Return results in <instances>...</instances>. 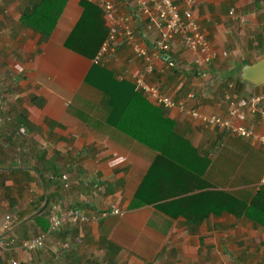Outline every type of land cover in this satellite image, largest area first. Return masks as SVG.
Masks as SVG:
<instances>
[{"label":"crops","instance_id":"1","mask_svg":"<svg viewBox=\"0 0 264 264\" xmlns=\"http://www.w3.org/2000/svg\"><path fill=\"white\" fill-rule=\"evenodd\" d=\"M39 1L0 0V93L8 96L0 122V218L13 217L21 240L46 229L54 204L88 220L82 228L68 224L44 249H11L0 264L85 263L90 254L111 264H222L234 253L252 264L253 251L264 264V227L220 203L226 192L250 205L264 176V146L180 109L140 103L130 91L127 104L121 91V102L109 101L102 68L93 64L106 36L104 15L86 18L85 0H66L60 12L59 4L50 10L58 18L43 36L33 26L39 23L26 19ZM194 13L213 61L197 67L179 44L171 52L176 67L159 58L148 80L208 116L229 117L225 95L232 92L241 113L231 121L264 134V117L250 112L264 85L240 77L245 65L264 58V0H197ZM108 69L116 78L133 76L144 64L122 41ZM115 208L121 213H110Z\"/></svg>","mask_w":264,"mask_h":264},{"label":"built area","instance_id":"2","mask_svg":"<svg viewBox=\"0 0 264 264\" xmlns=\"http://www.w3.org/2000/svg\"><path fill=\"white\" fill-rule=\"evenodd\" d=\"M88 1L103 10L109 28L106 39L93 58L94 65L109 68L110 64L117 59V44L123 41L131 49L134 57L141 60L144 69L133 76L116 73L118 80L130 81L131 79L135 89L142 92L148 100L163 105L167 109H180L193 118L228 130L235 136L256 139L264 146V134L252 127L238 125L231 121V118H236L241 113L232 92L225 95L230 116H208L189 107L185 100L178 101L171 98L159 84L148 80V76L154 73L156 60L159 58L166 61L168 68L176 67L177 61L171 52H174V48L179 44L186 50H191L197 67L209 65L215 58L212 43L194 13L197 0ZM140 27L142 30L139 31ZM235 87L234 83L229 84L230 91ZM189 96L192 97V94ZM7 97L6 94L0 93V122L4 119L2 112L7 107L5 102ZM14 97L17 98L18 95ZM263 99L264 95L251 97V113H260L264 117ZM61 181L65 188L70 187L71 181L68 174H64ZM262 187H264V176L257 183L256 189L260 190ZM110 213L120 214L121 211L115 208ZM110 213L105 210L101 214L108 216ZM87 220L88 217L79 209L63 210L59 204H54L49 211L48 227L37 236L21 240L15 230L17 223L10 214H6L0 218V255L17 246L30 252L44 249L47 239L53 234L62 231L68 224L82 228V224Z\"/></svg>","mask_w":264,"mask_h":264},{"label":"trees","instance_id":"3","mask_svg":"<svg viewBox=\"0 0 264 264\" xmlns=\"http://www.w3.org/2000/svg\"><path fill=\"white\" fill-rule=\"evenodd\" d=\"M65 1L66 0H41L36 4V6L34 8L35 12L32 13L31 15H28L26 17V19H32L35 22L39 23V25L35 24L33 26L36 27L37 30H39L41 32V34L43 33L42 34L43 36H47L53 30L54 25L56 23V19L58 18V14L57 13H51L50 10H53V8H54V10L56 11L57 10V8H56L57 4H59L57 12H60ZM83 4L85 6V12H84L85 16L84 17L88 16V13L93 12V11L98 12V13L100 12L99 15L100 14L102 16L104 15L103 10L98 5L93 4V3L86 1V0H85V2H83ZM45 10L48 11V13L50 14V15H46L49 17L48 19L43 18V17H46V16L42 15V12H44ZM37 14L40 15V17ZM91 15L92 14H90L89 16H91ZM88 17H86V18H88ZM86 18H82L81 23L79 24V26L80 27L82 26L83 29H84L83 24H84V21L86 20ZM104 19H105V17H104ZM101 20H102V18H101ZM102 23H103V20H102ZM104 30H105V33H103V34H105L106 36L102 35L101 41L99 43H97V47L95 49V52L99 48L101 43H103V41L106 39L108 32H109L108 26H107V28L104 27ZM75 34L76 33H73V37ZM78 38H80L79 35H78ZM95 66H96V68H94V70L97 68L98 69L102 68V69H100V72H99L100 73L99 78H100V81L103 82V86H104V87L102 86L103 90L105 92H109V95H107L109 101L119 100L121 102V99L116 95V92H115V91H121L123 94V98H124L123 103L127 104L128 103V100H127L128 95L127 94H129V91H130V92H132L133 96H137L138 98L141 99L140 103L149 104L145 95L142 92L137 91L135 89L134 84L131 81H129V80H122V81L117 80V78L114 76V73L111 70H109L108 68L101 67L98 65H95ZM158 112H160V111H158ZM168 124L170 125V128H171L170 130L172 131V133L175 132L174 121L170 120L168 122ZM130 131L137 133V130H134V129H130ZM128 133L131 134L130 132H128ZM133 136L135 137L137 135H133ZM220 197H221L220 203L226 205V207H223V208H225L227 211H229V212L232 211L236 215H240V214L246 215L251 220H253L255 223L260 224L264 227V187H262L259 191H257V193L253 196V199L250 201V205L245 200L243 201L242 199L238 198L236 195H233L231 193L221 192ZM48 225H49V223H48ZM48 225H47V227H48Z\"/></svg>","mask_w":264,"mask_h":264},{"label":"water","instance_id":"4","mask_svg":"<svg viewBox=\"0 0 264 264\" xmlns=\"http://www.w3.org/2000/svg\"><path fill=\"white\" fill-rule=\"evenodd\" d=\"M240 77L252 85H264V58L245 65L241 70Z\"/></svg>","mask_w":264,"mask_h":264},{"label":"rangeland","instance_id":"5","mask_svg":"<svg viewBox=\"0 0 264 264\" xmlns=\"http://www.w3.org/2000/svg\"><path fill=\"white\" fill-rule=\"evenodd\" d=\"M102 45V44H101ZM253 253V255L256 253L255 251L251 252ZM252 257H248L251 258L250 261L252 262V264H261L259 262L255 263L256 258L258 257V255H254ZM231 256V255H230ZM229 256V257H230ZM233 259L231 261H227L226 263H222V264H241V256L238 259V255L237 254H233ZM87 260L86 262H82L80 260H77V262H75L74 264H111V263H107V258L105 255L100 254V255H95V254H90V255H86ZM244 257V255H242V258ZM247 258V259H248ZM80 259V258H79ZM244 259V258H243ZM247 259H244V261H246ZM258 260V259H257ZM58 264H73L68 262V259H65V261L61 258L59 260Z\"/></svg>","mask_w":264,"mask_h":264}]
</instances>
